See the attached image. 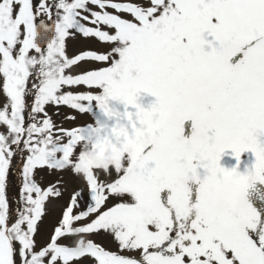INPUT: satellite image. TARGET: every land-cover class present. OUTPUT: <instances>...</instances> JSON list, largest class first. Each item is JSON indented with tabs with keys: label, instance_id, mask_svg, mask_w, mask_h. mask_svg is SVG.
Segmentation results:
<instances>
[{
	"label": "snow or ice",
	"instance_id": "1",
	"mask_svg": "<svg viewBox=\"0 0 264 264\" xmlns=\"http://www.w3.org/2000/svg\"><path fill=\"white\" fill-rule=\"evenodd\" d=\"M0 264H264V0H0Z\"/></svg>",
	"mask_w": 264,
	"mask_h": 264
},
{
	"label": "rangeland",
	"instance_id": "2",
	"mask_svg": "<svg viewBox=\"0 0 264 264\" xmlns=\"http://www.w3.org/2000/svg\"><path fill=\"white\" fill-rule=\"evenodd\" d=\"M70 51H71V42H70ZM55 119H59V118H57V117H54ZM66 126H68V125H66Z\"/></svg>",
	"mask_w": 264,
	"mask_h": 264
}]
</instances>
